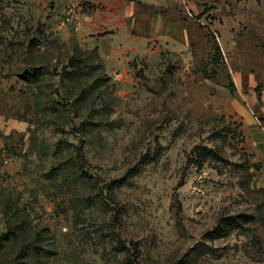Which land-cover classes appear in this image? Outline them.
Segmentation results:
<instances>
[{
  "label": "rangeland",
  "instance_id": "1",
  "mask_svg": "<svg viewBox=\"0 0 264 264\" xmlns=\"http://www.w3.org/2000/svg\"><path fill=\"white\" fill-rule=\"evenodd\" d=\"M138 2L0 0V264H264V0Z\"/></svg>",
  "mask_w": 264,
  "mask_h": 264
},
{
  "label": "crops",
  "instance_id": "2",
  "mask_svg": "<svg viewBox=\"0 0 264 264\" xmlns=\"http://www.w3.org/2000/svg\"><path fill=\"white\" fill-rule=\"evenodd\" d=\"M29 1L34 2L35 5H38L43 10L45 9V11H50V8H53L52 12H57L62 10L69 0ZM129 1L130 0H99L100 7L95 9V15L94 13L92 14L95 16V22L90 23L88 25V29L91 30L93 26H98V28L102 30L105 29V27H113V24L117 19L121 21L122 18L126 17V15H122V17H117L115 20L114 15H119L118 13L121 12L122 9L126 11L127 9H130L131 6L136 9L139 7L138 0H135L136 2ZM86 15V18H91V15ZM114 35L108 34L105 37H108L110 39ZM256 111L258 112V115L255 114ZM235 118L238 119L241 124L240 128L242 134L245 137L244 145L246 152L251 155V159L254 164H262V168L258 172V181L262 184V187H264V110L253 103L251 100L246 104L241 101V103L239 102V104L235 105Z\"/></svg>",
  "mask_w": 264,
  "mask_h": 264
},
{
  "label": "built area",
  "instance_id": "3",
  "mask_svg": "<svg viewBox=\"0 0 264 264\" xmlns=\"http://www.w3.org/2000/svg\"><path fill=\"white\" fill-rule=\"evenodd\" d=\"M97 6L99 0H69L64 8L62 23L77 31L80 26V14L87 4Z\"/></svg>",
  "mask_w": 264,
  "mask_h": 264
},
{
  "label": "trees",
  "instance_id": "4",
  "mask_svg": "<svg viewBox=\"0 0 264 264\" xmlns=\"http://www.w3.org/2000/svg\"><path fill=\"white\" fill-rule=\"evenodd\" d=\"M214 48H215V52H216V58L219 57L221 55V51L220 48L217 44H213Z\"/></svg>",
  "mask_w": 264,
  "mask_h": 264
}]
</instances>
